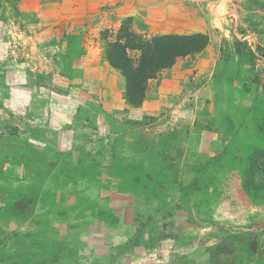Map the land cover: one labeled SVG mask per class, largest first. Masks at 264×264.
<instances>
[{
    "label": "rangeland",
    "instance_id": "1",
    "mask_svg": "<svg viewBox=\"0 0 264 264\" xmlns=\"http://www.w3.org/2000/svg\"><path fill=\"white\" fill-rule=\"evenodd\" d=\"M136 3L133 18L125 8L99 42H81L41 33L46 1L0 0V264H264V152L254 164L255 154L228 153L247 114L234 107L264 90V0ZM107 6L100 19L113 23L117 5ZM83 12L59 18L70 28ZM128 20L148 38L202 33L210 43L177 61L181 82L162 71L136 107L124 80L109 107L71 58H106L103 35L115 41ZM221 65L236 73L220 75ZM235 142L260 136L243 128Z\"/></svg>",
    "mask_w": 264,
    "mask_h": 264
},
{
    "label": "crops",
    "instance_id": "2",
    "mask_svg": "<svg viewBox=\"0 0 264 264\" xmlns=\"http://www.w3.org/2000/svg\"><path fill=\"white\" fill-rule=\"evenodd\" d=\"M102 1L104 4H102ZM107 1L108 0H64V4L62 6L56 3V0L50 2L46 1V4L41 5L39 8H37L38 15H40V17L42 18L41 25L43 26V29L41 33L44 35H49L50 37H57L60 32L64 31L65 34L70 35L74 39H77L81 42H83L84 39L87 40L88 36H91L93 39L96 38L97 42H99L100 40L98 35L100 31L102 29H111L113 27L116 28L119 25L120 20L124 19V15L121 12H123L125 8L126 10H129L127 13V17L132 18L136 15L135 11L138 9L136 0H111L112 4L117 5L115 9V20L113 21V23L109 21L104 22L100 19L101 12L107 13V10H111L107 6L110 0L108 2ZM102 5H106V9L101 10L100 6ZM158 6L159 5L157 4V6L154 8L155 11H158L156 12V14L158 13L168 16L166 14V10L163 11V8H160L163 6ZM159 8L162 10H159ZM149 9L150 8H148V12ZM73 10L84 11L81 15L84 18L86 16V20L85 23L83 22L84 24H80L79 21H76V26L73 24L69 28L68 25H70L72 21L66 20V18H59L60 12L63 11L67 13L68 11ZM71 60L72 67L76 75L80 76L84 80V82H87L88 78L94 75L93 82L97 85L101 84V86H103L100 90L104 89L106 106L111 107L118 104L115 101L117 100L116 95H118L119 92L124 91L125 78L118 70H116L109 64V62L106 58H104L103 55L99 54L95 57L90 50H86V53L84 52L78 54L72 57ZM236 60H238V58H236ZM99 61L104 65V67L99 66ZM178 66L179 62H177L173 68L163 70L162 73L164 78H166V82L170 81V83L174 84H176V82H181L180 79L174 76V71ZM96 67L104 69L94 72ZM220 67V75H233L234 73H236V68L234 69V66L228 67L221 65ZM167 73L171 76V78L168 80L166 77L168 75ZM165 81H162L159 87L161 94L164 91L163 88L165 85ZM239 86L240 84L235 83L233 88ZM257 89L254 93L248 94L243 97V99L241 100L242 105L240 103L237 105L238 108L234 107L236 112L240 111L239 107H241L242 109H244L245 107L247 109V114L244 116L243 122L239 125V127H237L236 130H234L233 132L229 131L228 138L230 140L228 142V153L232 157L241 156L244 158H248L249 156L256 154V152H264V90ZM214 101H216V104H214ZM220 103L221 101L217 93L214 96L213 108L214 113L221 115L223 112L221 110ZM243 128L246 131L257 133L260 136V142H254L249 144L248 146H243L242 144L239 145L236 142L234 143V138L237 137L238 133Z\"/></svg>",
    "mask_w": 264,
    "mask_h": 264
},
{
    "label": "trees",
    "instance_id": "3",
    "mask_svg": "<svg viewBox=\"0 0 264 264\" xmlns=\"http://www.w3.org/2000/svg\"><path fill=\"white\" fill-rule=\"evenodd\" d=\"M54 1V0H42ZM106 44V59L126 80V97L130 105L141 106L150 80L163 70L173 68L180 58L196 56L206 50L210 39L206 34H164L151 38L135 31L132 21H125L115 41ZM256 153L250 160L254 164Z\"/></svg>",
    "mask_w": 264,
    "mask_h": 264
}]
</instances>
